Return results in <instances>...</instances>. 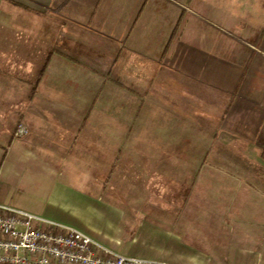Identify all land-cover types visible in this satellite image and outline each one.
Listing matches in <instances>:
<instances>
[{
    "label": "crops",
    "instance_id": "crops-1",
    "mask_svg": "<svg viewBox=\"0 0 264 264\" xmlns=\"http://www.w3.org/2000/svg\"><path fill=\"white\" fill-rule=\"evenodd\" d=\"M0 72L20 151L60 175L47 219L125 256L264 264V0H0Z\"/></svg>",
    "mask_w": 264,
    "mask_h": 264
},
{
    "label": "built area",
    "instance_id": "built-area-1",
    "mask_svg": "<svg viewBox=\"0 0 264 264\" xmlns=\"http://www.w3.org/2000/svg\"><path fill=\"white\" fill-rule=\"evenodd\" d=\"M29 130L19 125L15 138ZM0 264H168L125 256L76 229L0 203Z\"/></svg>",
    "mask_w": 264,
    "mask_h": 264
},
{
    "label": "rangeland",
    "instance_id": "rangeland-1",
    "mask_svg": "<svg viewBox=\"0 0 264 264\" xmlns=\"http://www.w3.org/2000/svg\"><path fill=\"white\" fill-rule=\"evenodd\" d=\"M2 79L5 95L12 97V91L18 86V82L11 77ZM15 90L17 91V89ZM8 106V110L6 109L5 113L0 114V203L37 216L57 220L59 214L55 211L53 203L58 200V194L53 184L58 181L60 175H50L44 172L42 165H36L38 158H29L25 151H20L18 145L24 144L28 136L14 137L13 130L24 123L18 113L10 109L9 103ZM243 146L241 154L234 151V147L229 143L221 145L220 150L226 159L224 164L231 167H243L244 172L248 167L257 166L258 158L253 148L245 144ZM246 176L250 182L251 174L243 173V177ZM229 177L230 180L234 179L231 174ZM248 180H243L244 186ZM263 194L261 191V197ZM262 209L264 206L261 205ZM201 228L202 224L197 223V231L202 230ZM213 240L216 239L213 238ZM196 241L197 248H202L203 239L197 238ZM220 258L225 260L223 264H227L230 254Z\"/></svg>",
    "mask_w": 264,
    "mask_h": 264
},
{
    "label": "trees",
    "instance_id": "trees-1",
    "mask_svg": "<svg viewBox=\"0 0 264 264\" xmlns=\"http://www.w3.org/2000/svg\"><path fill=\"white\" fill-rule=\"evenodd\" d=\"M9 77L10 75L0 72V78H9ZM263 158H264V154H263Z\"/></svg>",
    "mask_w": 264,
    "mask_h": 264
}]
</instances>
